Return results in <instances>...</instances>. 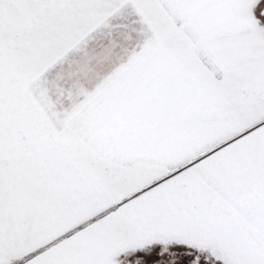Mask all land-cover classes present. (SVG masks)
Here are the masks:
<instances>
[{"label":"rangeland","instance_id":"1","mask_svg":"<svg viewBox=\"0 0 264 264\" xmlns=\"http://www.w3.org/2000/svg\"><path fill=\"white\" fill-rule=\"evenodd\" d=\"M103 23L145 33L221 117L177 110L164 166L98 155L61 118L45 73ZM263 123L264 0H0V264H264V237L194 168Z\"/></svg>","mask_w":264,"mask_h":264},{"label":"crops","instance_id":"2","mask_svg":"<svg viewBox=\"0 0 264 264\" xmlns=\"http://www.w3.org/2000/svg\"><path fill=\"white\" fill-rule=\"evenodd\" d=\"M103 26L113 29L86 38L77 53H67L61 65L45 73L47 81L61 84V118L73 125L77 140L98 155L125 157L129 168L135 158L142 159V166L146 158L161 159L154 167L164 166L166 149L172 151L180 140L175 131L177 110L185 107L196 122L206 114L221 117L214 116L212 103L183 76L175 60L147 45L145 33L118 36L112 33L115 24ZM43 103L45 108L52 106ZM212 143L200 151L210 150L208 154L194 162L196 173L264 237V123Z\"/></svg>","mask_w":264,"mask_h":264}]
</instances>
